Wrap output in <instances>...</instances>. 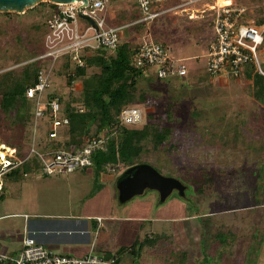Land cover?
<instances>
[{"label": "rangeland", "instance_id": "1", "mask_svg": "<svg viewBox=\"0 0 264 264\" xmlns=\"http://www.w3.org/2000/svg\"><path fill=\"white\" fill-rule=\"evenodd\" d=\"M133 2L134 0H109L101 14L105 15L108 24L124 23L126 21L120 20L123 15L119 18L116 13L122 8V11L128 13L126 16L137 18ZM219 3L246 6L250 17L264 18V0H222ZM182 4V0H169L166 5L170 9L168 13L137 30L133 29L131 32L132 27H126L122 32L121 41L130 40L134 46L144 37L165 44L173 58H185L181 60L188 69L183 80L175 78L170 81L177 93L173 98L178 99L172 101L173 107H167L171 102L167 97L156 100L148 109L142 105H133L142 111V123H145L148 113L155 112L153 115L156 120L173 129L167 144L157 150L148 147L139 161L150 165L162 176L174 178L186 186L184 198L180 197L178 191H174L163 204L178 199L185 204L188 213L209 217L213 227H241L245 223L235 207L254 204L257 198L264 201V190L259 187L260 171L264 172V105L253 98L251 83L244 78L228 83L222 80H202L201 84L197 82L200 78L207 77L204 51L213 37L211 17L203 14L198 24L190 23L185 13L180 14L179 11L190 7L202 10V2L177 8ZM3 14L0 13V74L13 69L19 72L22 65L31 61L20 58L42 48L46 26L41 23L46 20L45 12L37 13L32 8L23 14L9 13L8 17ZM133 22L128 20L127 25L130 26ZM182 50L189 52L182 56ZM191 51L196 54L195 58H187L192 55ZM103 52L106 55L111 53ZM42 63L45 66L48 60H43ZM56 68L57 71L52 72L53 85L46 93H56L64 108L71 97H80L82 82L77 79L68 86L64 61H57ZM95 72L98 69L91 67L86 74ZM182 83L187 89L180 98ZM191 87L199 89V92L190 91ZM31 103L33 106L32 101ZM168 115L171 116L170 120L167 119ZM49 121V117L38 121L39 132H47ZM26 135L27 128L20 129L15 138L22 140ZM0 146L7 148L1 143ZM124 170L125 167L121 165L114 173L121 174ZM151 193L146 190L144 196L148 197ZM140 197L142 196L135 199ZM254 220L257 229L264 230V217H256ZM198 247L195 256L204 258L202 252L205 250L200 241ZM257 264H264V246Z\"/></svg>", "mask_w": 264, "mask_h": 264}, {"label": "trees", "instance_id": "2", "mask_svg": "<svg viewBox=\"0 0 264 264\" xmlns=\"http://www.w3.org/2000/svg\"><path fill=\"white\" fill-rule=\"evenodd\" d=\"M55 8L54 4L40 3L33 9L37 10V13L45 12L47 20ZM3 15L10 16L9 13ZM139 18L125 17L123 21L127 24L128 20L135 22ZM46 20L41 25L45 26ZM210 21L212 26V17ZM143 26V23H136L128 28L132 27L131 30L129 29L132 32L133 29L137 30ZM44 32L46 33V30ZM139 44L134 46L130 40H125L120 41L117 48L110 51V55L102 51L85 53L82 55L83 67H74L68 58L60 60L64 61L68 86H71L75 80L81 79L80 97L77 99L71 97L64 108L61 103L62 115L68 120V124L54 139L48 138L47 132H40L36 140L39 151L60 148L78 150L89 138L97 136L101 131H107L109 136L105 143V151L92 155L93 166L104 168L120 164L126 170L142 164L139 158L148 147L157 150L170 141L173 134L172 127L156 120L153 115L155 112L145 116L146 121L139 126L140 128H129L119 123L120 111L125 107L142 105L148 109L150 108L148 106L153 105L156 100L167 97L171 101L167 106L169 108L173 107L172 101L177 99L173 98L177 93L170 82L175 79L161 80L157 78L154 69L141 70L133 67L132 57ZM162 45L167 47L165 44ZM42 53L43 42L40 51L31 52L20 58L31 61L22 65L19 72L13 69L0 74V143L9 149H15L18 158H24L31 145L34 108L31 101L26 98L25 91L34 85L37 72L44 66L40 61H32ZM91 67L97 68L98 72L87 75L86 72ZM243 78L250 81L253 98L264 105V79L251 67L244 70ZM202 80L207 82L209 79L202 77L197 82L201 84ZM186 89L182 83L179 89L180 98L184 96ZM190 91L199 92V89L191 87ZM53 97L58 95L51 92L49 98ZM170 118L171 116L168 115L167 119ZM26 128L28 135L22 140L15 138L17 131ZM4 149L5 147H0V154H4L2 151ZM40 167L39 160L33 156L20 167L7 173L5 178L19 179L23 174H36ZM262 171H260L259 187L264 190ZM184 187L181 198H184L186 191V186ZM258 200L257 198L251 205L235 207L245 223L241 227L233 225L213 227L209 217L198 214L199 241L204 246L205 251L202 252L204 258H197L196 252L192 249L183 248L167 238L159 237L137 240L132 251L140 257L142 249L146 247L148 252L152 251L150 254L153 259L159 261L158 264H257L264 246V230H258L254 220L256 217H264V201Z\"/></svg>", "mask_w": 264, "mask_h": 264}, {"label": "built area", "instance_id": "3", "mask_svg": "<svg viewBox=\"0 0 264 264\" xmlns=\"http://www.w3.org/2000/svg\"><path fill=\"white\" fill-rule=\"evenodd\" d=\"M140 18L133 22L148 24L168 13V0H135ZM183 5L202 2L201 14L212 17L213 37L205 53V74L210 80L239 81L244 70L251 67L264 79V21L252 18L246 6L236 3L222 5L220 0H182ZM109 0H87L69 4H58L52 15L46 20V33L43 38V53L32 61L48 60L36 74L33 86L25 91L27 99L33 102L31 145L24 158L16 156L15 149L5 148L0 156V195L3 190V179L6 174L20 167L35 156L40 162L39 173L44 176H56L89 168L93 165L92 155L105 151L109 136L101 131L91 137L78 150L60 148L39 151L36 140L39 135L38 121L49 117L50 127L47 136L57 138L60 130L68 124L62 115L59 97L49 98L46 93L53 85L52 72L57 61L68 58L74 67H83L82 55L97 51H113L120 44L122 32L129 25L110 27L101 14ZM84 6V7H83ZM185 11V10H181ZM131 24V25H132ZM136 69H154L161 80L181 79L188 74L183 60L174 59L168 47L147 40L145 37L132 57ZM119 123L137 128L142 124L143 113L136 106L123 108L119 114ZM1 147V146H0ZM121 165L106 166V171L114 173ZM27 176V174H23ZM22 248L16 254L0 251V264H117L112 256L103 259L94 254L83 257H69L54 253L38 244L32 237H22Z\"/></svg>", "mask_w": 264, "mask_h": 264}, {"label": "crops", "instance_id": "4", "mask_svg": "<svg viewBox=\"0 0 264 264\" xmlns=\"http://www.w3.org/2000/svg\"><path fill=\"white\" fill-rule=\"evenodd\" d=\"M122 10L116 15L119 18L123 15L120 19L123 21L128 13ZM181 10L179 13H185L190 23L198 24L204 16L198 8ZM136 11L138 18L140 13ZM106 25L127 24L106 22ZM187 52L182 50L180 55ZM191 54L187 58L196 57L192 51ZM181 59L185 58H178ZM119 176L92 165L56 176L38 172L19 179L4 178L0 195V251L19 252L25 234L60 255L94 254L103 259L115 256L117 264H158L146 247L140 257L132 251L137 240L147 238H167L183 248L198 250L200 227L196 214L188 213L178 199L163 204L168 198L160 201L159 194L153 190L148 197L144 196L145 190L138 195L142 196L139 199L134 197L124 202L117 186Z\"/></svg>", "mask_w": 264, "mask_h": 264}, {"label": "water", "instance_id": "5", "mask_svg": "<svg viewBox=\"0 0 264 264\" xmlns=\"http://www.w3.org/2000/svg\"><path fill=\"white\" fill-rule=\"evenodd\" d=\"M45 2L54 5L73 2H83L84 6L87 4V0H0V13L23 14ZM117 186L120 199L124 202L141 195L145 190L156 191L160 201L164 202L174 191L182 195L185 189L180 181L162 176L148 164L134 165L124 170L118 177Z\"/></svg>", "mask_w": 264, "mask_h": 264}, {"label": "bare ground", "instance_id": "6", "mask_svg": "<svg viewBox=\"0 0 264 264\" xmlns=\"http://www.w3.org/2000/svg\"><path fill=\"white\" fill-rule=\"evenodd\" d=\"M220 1H222V0H220ZM226 1V0H225ZM225 5H228V4H225ZM4 154H0V156H3Z\"/></svg>", "mask_w": 264, "mask_h": 264}]
</instances>
